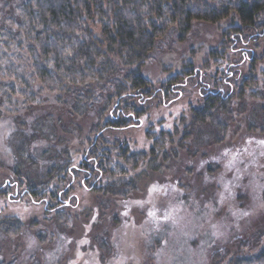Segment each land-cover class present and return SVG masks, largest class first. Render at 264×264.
Masks as SVG:
<instances>
[{"label":"rangeland","instance_id":"obj_1","mask_svg":"<svg viewBox=\"0 0 264 264\" xmlns=\"http://www.w3.org/2000/svg\"><path fill=\"white\" fill-rule=\"evenodd\" d=\"M24 1L0 0V36L13 30L10 22ZM235 25L234 19L194 23L181 42L171 28L141 75L153 95L178 75L182 88L167 97L162 91L131 101L143 109L141 117L132 115L127 128L103 131L95 148L90 143L102 130L106 117L99 114L112 91L108 80L123 77L129 67L117 62L115 75L103 71L102 79L60 101L40 85V103L19 95L0 99V264H229L259 251L264 245V237L257 241L264 233V63L256 58L253 82L239 96L250 72L244 50L238 51L243 64L228 80L222 74L226 63L209 58L215 52L229 56L224 46ZM257 46L260 57L264 40ZM247 47L252 51L251 44ZM4 48L0 43V54ZM189 69L204 77L202 90L214 82L222 91L233 84L235 96L230 114H218L221 127L200 125L185 138L190 110L201 105L195 79H186ZM116 101L105 108L113 110ZM90 157L105 163L110 175L88 169ZM28 184L39 194L47 184L55 200L48 193L32 197ZM153 186L159 191L149 194ZM14 220L22 229L6 233L1 223L10 227Z\"/></svg>","mask_w":264,"mask_h":264},{"label":"trees","instance_id":"obj_2","mask_svg":"<svg viewBox=\"0 0 264 264\" xmlns=\"http://www.w3.org/2000/svg\"><path fill=\"white\" fill-rule=\"evenodd\" d=\"M231 19L236 20L237 25L226 33L228 46L224 47L229 56L215 52L209 54V58L217 64L226 63L222 74L228 80L237 75L235 70L243 64V55L249 57L250 72L247 79L246 75L244 77L240 96L242 87L252 81L250 75L255 73L256 58L264 63V49L260 57L255 55L257 43L264 40V0H25L17 8V19L10 22L13 30L0 36V43L5 47L0 54V65L5 66L4 78L0 81V99L9 101L19 95L25 102L40 103L39 90L36 89L40 85L60 101L68 94L75 95L76 88L102 79L103 71L115 75L119 69L117 62L129 67L123 77L108 80L112 91L99 114L100 118L106 117L102 130L96 132L95 142L90 143L95 148L103 131L127 128L132 115L141 117L143 109L129 104L131 101L155 97L162 91L167 97L174 93L173 89H178L182 81L179 75L170 78L161 85L162 90L153 95L150 83L141 75L157 41L171 28L178 33L181 42L194 23L219 24ZM249 44L252 51L247 47ZM242 50L244 53L239 56L238 51ZM230 69H234L232 74H228ZM186 73L189 74L186 79L196 81L201 105L190 110L192 122L185 138L200 125L221 127L218 114H230L235 96L231 91L233 84L224 86L222 91L214 82L215 85L205 84L206 88L202 90L204 77L200 71L189 69ZM114 98L117 99L115 108H105ZM121 106L123 110L118 111ZM97 151L89 149L92 154ZM86 159L90 164L84 159L82 162H86L88 169H102L103 176L110 175L104 168L105 163L97 157ZM42 186L43 192L39 194L34 185L28 184L30 195L38 197L48 193L50 200H55L56 193L46 191L47 184ZM1 225L12 235L22 229L18 220H14L10 227L6 223ZM260 236L264 237V233L257 235V241ZM213 258L215 261L217 255L214 254ZM229 264H264V245L256 253Z\"/></svg>","mask_w":264,"mask_h":264},{"label":"snow or ice","instance_id":"obj_3","mask_svg":"<svg viewBox=\"0 0 264 264\" xmlns=\"http://www.w3.org/2000/svg\"><path fill=\"white\" fill-rule=\"evenodd\" d=\"M261 143H264V141H261ZM227 187H228V186L225 185V190H227ZM157 191H159V189H158L157 187L153 186V188L149 189V194H151V193H153V192H157ZM148 215H149L150 217H152V216H155L156 213L153 212V211H149V212H148ZM244 215H248V213L245 212ZM170 216H171V213L169 212V213H167V214L164 216V219L167 220V219L170 218ZM214 234H215V233H214Z\"/></svg>","mask_w":264,"mask_h":264},{"label":"flooded vegetation","instance_id":"obj_4","mask_svg":"<svg viewBox=\"0 0 264 264\" xmlns=\"http://www.w3.org/2000/svg\"><path fill=\"white\" fill-rule=\"evenodd\" d=\"M60 202V201H59Z\"/></svg>","mask_w":264,"mask_h":264}]
</instances>
